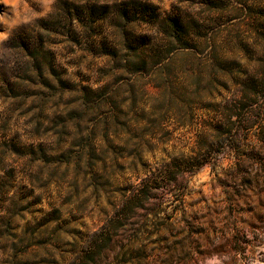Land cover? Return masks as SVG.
Here are the masks:
<instances>
[{
    "label": "rangeland",
    "instance_id": "374dc122",
    "mask_svg": "<svg viewBox=\"0 0 264 264\" xmlns=\"http://www.w3.org/2000/svg\"><path fill=\"white\" fill-rule=\"evenodd\" d=\"M0 264H264V0H0Z\"/></svg>",
    "mask_w": 264,
    "mask_h": 264
}]
</instances>
